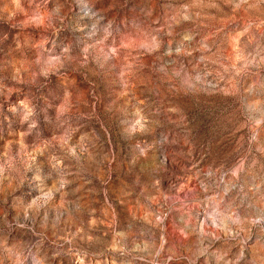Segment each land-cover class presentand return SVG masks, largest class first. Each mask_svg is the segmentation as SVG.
I'll return each instance as SVG.
<instances>
[{
  "label": "rangeland",
  "instance_id": "obj_1",
  "mask_svg": "<svg viewBox=\"0 0 264 264\" xmlns=\"http://www.w3.org/2000/svg\"><path fill=\"white\" fill-rule=\"evenodd\" d=\"M0 264H264V0H0Z\"/></svg>",
  "mask_w": 264,
  "mask_h": 264
}]
</instances>
